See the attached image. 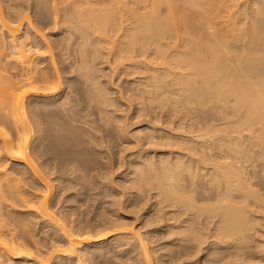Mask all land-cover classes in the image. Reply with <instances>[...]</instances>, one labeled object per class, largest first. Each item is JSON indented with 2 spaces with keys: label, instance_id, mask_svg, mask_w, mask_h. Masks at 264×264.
I'll return each mask as SVG.
<instances>
[{
  "label": "bare ground",
  "instance_id": "6f19581e",
  "mask_svg": "<svg viewBox=\"0 0 264 264\" xmlns=\"http://www.w3.org/2000/svg\"><path fill=\"white\" fill-rule=\"evenodd\" d=\"M64 1H31L50 40L0 18V264H264V0ZM78 185L137 215L70 224L50 201Z\"/></svg>",
  "mask_w": 264,
  "mask_h": 264
},
{
  "label": "rangeland",
  "instance_id": "374dc122",
  "mask_svg": "<svg viewBox=\"0 0 264 264\" xmlns=\"http://www.w3.org/2000/svg\"><path fill=\"white\" fill-rule=\"evenodd\" d=\"M33 2V0H11L10 2H12V3H20V2H22V3H20V4H22V5H24V8L26 9V11H28V14L30 15V17L33 19V25L36 27V28H40L41 26V28H40V30H39V32H40V34L42 35V37L44 36V38H46V39H48V40H50L51 38H53L52 37V35L53 36H55L56 34H55V31H56V33H60V34H62V32H64V28L63 27H65L66 25L65 24H62V27L59 25L58 27H57V25L56 26H54V24H52V23H50V25H46V24H49L47 21L48 20H46L47 18H43L44 19V21H43V19L41 18H37V16H36V18L37 19H40V21L38 22L37 20H36V18H35V15H34V10L32 9V2ZM61 1H63V0H61ZM69 1H71V4H80L79 6L78 5H76V7L78 8V9H81L82 11H86L87 9H89L88 8V6L87 5H89V7H100L101 5H103L104 6V4H100V5H91V4H87V3H72L73 2V0H65L64 2H62L63 3V5H66L67 3V5H71L70 4V2ZM176 1V0H175ZM179 1H181V0H178V2ZM184 0H182L181 2H183ZM8 0H0V18H3V19H5V20H7L10 24H13L14 23V21H13V18H14V12H13V9H10V8H8L7 6V3H10ZM151 2V0H146V1H144L142 4L143 5H145V4H149ZM165 2V1H164ZM168 1H166V3H167ZM24 3V4H23ZM166 3H162L161 4V6H163V7H165V8H167V4ZM28 7H27V6ZM91 5V6H90ZM102 6V7H103ZM80 7V8H79ZM81 7H83V8H81ZM87 7V8H86ZM94 7V8H95ZM84 8H86L85 10H83ZM49 19V18H48ZM49 20H52V19H49ZM47 22V23H46ZM51 22V21H50ZM47 26V28L46 27H43L44 26V24ZM40 24V25H39ZM52 25H53V27H52ZM49 26V27H48ZM44 28V29H43ZM61 28V29H60ZM42 29V30H41ZM60 31V32H59ZM1 32V31H0ZM55 34V35H54ZM5 36V35H4ZM51 36V37H50ZM48 43H50V45L51 46H53V44H52V41H50V42H48ZM11 47H9L8 49H10ZM53 51L54 52H56V48H53ZM56 55H54V57H55ZM56 59H57V57H56ZM56 65L57 66H60L57 62H56ZM59 68V67H58ZM58 70H60V69H58ZM1 72H3V73H6L7 71H5V70H2L1 69ZM63 74V73H62ZM77 85V84H76ZM76 141H75V144L76 145H79V144H81V145H83V138H84V136H83V132H82V130L81 129H78L77 130V135H76ZM82 141V142H81ZM78 142H80V143H78ZM92 156H93V154L89 151V150H86L84 153H83V155L80 157V160H81V162L83 163L84 161H86V162H84L83 164H88V162H90V161H92L91 159H93L92 158ZM94 157V156H93ZM82 158V159H81ZM117 173H118V171L116 172V174H115V178L117 179V176L119 177V175H117ZM78 188V189H77ZM65 189V190H64ZM58 190H60V191H58ZM80 191V187H79V185L78 186H76V188H75V186L74 187H72V188H57L56 189V194H55V196L53 197V198H51L52 199V201H50V202H52L53 203V201H54V207L53 208H56V210H57V208H58V210L57 211H63V213L62 214H64V211H65V213L68 211L69 213H71L72 212V214L73 215H71L70 214V216H69V218L71 219V218H73V219H71L72 221L70 222L69 220V223L70 224H78V223H82V225L83 226H85L86 225V221L87 220H90V219H88V218H91L92 219V221H94L95 219H96V217H97V219H96V221H94V222H91V220H90V222L89 221H87V223L89 222L91 225H89V227H87L88 229L91 227H93V226H95L96 224H97V229L96 228H94L95 230V232H96V230H99V227H98V225H102L103 223V221H104V218H106V217H110V215H111V217H113V218H115V217H117V215H116V213H117V211H116V209L119 211L118 212V217L119 216H121L120 214H122V215H124L125 216V218L126 219H130V220H132V218L135 216V215H137V213H135L134 211H133V209L132 208H130V206L129 205H125V204H122L121 205V209L119 208V206H117V204H113L112 203V205L115 207H113L110 203V200H107V199H110V197L109 198H105V197H103L104 196V194H100V196H99V194H97V196H98V198H97V196H95V201H94V198L92 197V194L93 193H95L94 191H93V193H92V190H89V194L91 195V197H92V200H91V197H88V198H86V199H88V201L86 200V202H84V201H82L83 203H80V202H78V203H80V205L77 203V201H73V200H70V201H68V199H70L71 197H69V196H71V195H80V193L83 191L82 189H81V191ZM59 192V193H58ZM61 192H62V195H61ZM75 192H77V193H79V194H74ZM70 193V194H69ZM88 194V195H89ZM61 195V196H60ZM89 195V196H90ZM95 194H93V196H94ZM81 196V195H80ZM56 197V198H55ZM90 198V199H89ZM96 198L97 199H100V198H103L102 200H104V202L105 203H103L102 205H100V206H102V208H99V202L100 201H102V200H96ZM59 199H60V201H59ZM66 199V200H65ZM124 199V198H123ZM58 200V201H57ZM90 200V201H89ZM65 201V202H64ZM107 201V202H106ZM60 202V203H59ZM76 204V205H78L79 206V208L77 207V206H75L74 204ZM108 202H110V203H108ZM58 203V204H57ZM100 203H102V202H100ZM110 204V205H108V204ZM104 204H105V206H104ZM56 205V206H55ZM63 205V206H62ZM74 207H73V206ZM97 205V206H96ZM108 205V206H107ZM125 205V206H124ZM70 206H72L73 208H78L77 210L76 209H73L72 207H70ZM123 206V207H122ZM128 206H129V210H128ZM61 207V208H60ZM68 207V208H67ZM107 207V208H106ZM109 207V208H108ZM111 207V208H110ZM125 207V208H124ZM72 209V210H71ZM109 209H113L114 211H116V212H114V211H111L110 210V212H109ZM123 209V210H122ZM132 209V211L134 212V213H132V211H130ZM79 210V211H78ZM98 210V211H97ZM100 210V211H99ZM105 210V211H104ZM73 211H75V213H73ZM81 211V214L79 213ZM102 211H104V212H102ZM108 213H107V212ZM122 211V212H121ZM141 212L143 211V209H141L140 210ZM139 211V213H141ZM82 212H83V216H80V215H82ZM88 212V213H87ZM98 212H100V213H102V215H100V213L98 214ZM112 212V213H111ZM114 212V213H113ZM77 213H78V215H77ZM107 214L105 217H104V215L103 214ZM80 214V215H79ZM97 214H98V216L100 217V218H102V219H99L98 218V216H97ZM108 214H110L109 216H108ZM114 214V215H113ZM87 215H88V217H87ZM96 215V216H95ZM116 215V216H115ZM77 216V217H76ZM78 216H79V218H78ZM94 216V217H93ZM130 217V218H128V217ZM83 217V218H82ZM93 217V218H92ZM76 218H78V219H76ZM86 218V219H85ZM99 220V221H98ZM103 220V221H102ZM138 221L140 220V219H137ZM36 221H37V219H36ZM100 221H102V222H100ZM75 222V223H74ZM93 223H95L94 225H93ZM46 224H48V226L50 225V223L48 222V223H46ZM53 225L54 224H51L48 228H50L49 229V231L48 232H50L52 229H55L56 228V226L55 227H53ZM93 225V226H92ZM86 226H88V224L86 225ZM38 227H40V228H42V224H41V226H40V224H37L36 225V228H38ZM100 227H103V225L102 226H100ZM40 228H39V230H40ZM44 228V227H43ZM48 228H44L43 230L45 231V229H48ZM92 228V229H93ZM100 229H102V228H100ZM42 230V229H41ZM42 230V231H43ZM58 230V229H57ZM41 231V232H42ZM40 232V234H39V232H38V234H37V236L39 237V239H40V237H41V241H42V243H46V241L48 240V244H47V246L49 245V247L51 246L50 244H51V242H49L50 241V239H47L48 238V236L50 237V235H49V233H48V236H46L47 234H43V232L41 233ZM44 233H47L46 231L44 232ZM44 235H45V237H44ZM42 237H44V238H42ZM43 240H44V242H43ZM58 242V241H57ZM50 243V244H49ZM153 244L154 243H149V248H153ZM122 246V247H121ZM120 246V248H123V249H120V248H118L119 246H111V248L109 249V248H106L105 249V251L107 252V251H109L108 253H105V254H107L106 256H109L108 258L111 260L112 259V261H113V263L109 260V259H106L105 258V255H102V254H96V252H90V255L92 256V257H90L89 256V254H88V256L90 257H88L86 254L85 255H82L84 258H85V256H87L85 259L82 257V259H81V261L78 263V264H103L106 260H109L108 261V263L107 264H138V262L136 261V259H135V256H134V258H132L133 256V252H131V254L129 255V251L127 252V246H124V245H121ZM117 247V248H116ZM125 248V249H124ZM46 249H47V247H46ZM127 249V250H126ZM104 251V252H105ZM94 253L96 254V256H93L94 255ZM97 253H99V252H97ZM127 253H128V255H127ZM93 254V255H92ZM104 254V253H103ZM135 254V253H134ZM44 258L46 259V258H50V260H51V262L49 263V264H66L67 263V257H66V255H63V253L61 252V251H57V250H52V251H50V252H45L44 254ZM100 256H104V259H103V261L101 260L102 259V257H100ZM155 257H156V255H154ZM152 257L153 259L152 260H154L155 259V257ZM24 258V257H23ZM60 258V259H59ZM76 257H74V259H75ZM88 258H89V260H88ZM93 258H95L94 259V261L92 260V262H91V259H93ZM99 259V260H98ZM16 261L17 260H19V261H21V260H23L22 258H19V259H15ZM59 260V261H58ZM77 260V259H76ZM96 260V261H95ZM58 261V263H56ZM100 261H102V262H100ZM61 262V263H60ZM73 262V263H72ZM75 262V260L73 261V258H72V261L70 260V262H68L67 264H76V263H74ZM104 264H106V263H104ZM140 264V263H139ZM154 264H159V263H157V262H155Z\"/></svg>",
  "mask_w": 264,
  "mask_h": 264
}]
</instances>
